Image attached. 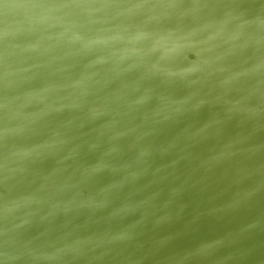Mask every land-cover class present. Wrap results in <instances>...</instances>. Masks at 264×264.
Returning a JSON list of instances; mask_svg holds the SVG:
<instances>
[{
    "label": "water",
    "instance_id": "water-1",
    "mask_svg": "<svg viewBox=\"0 0 264 264\" xmlns=\"http://www.w3.org/2000/svg\"><path fill=\"white\" fill-rule=\"evenodd\" d=\"M0 264H264V0H0Z\"/></svg>",
    "mask_w": 264,
    "mask_h": 264
}]
</instances>
